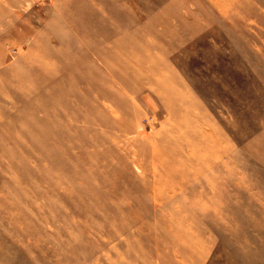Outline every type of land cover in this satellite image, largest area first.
Masks as SVG:
<instances>
[{
  "label": "rangeland",
  "instance_id": "obj_1",
  "mask_svg": "<svg viewBox=\"0 0 264 264\" xmlns=\"http://www.w3.org/2000/svg\"><path fill=\"white\" fill-rule=\"evenodd\" d=\"M0 264H264V0H0Z\"/></svg>",
  "mask_w": 264,
  "mask_h": 264
},
{
  "label": "bare ground",
  "instance_id": "obj_2",
  "mask_svg": "<svg viewBox=\"0 0 264 264\" xmlns=\"http://www.w3.org/2000/svg\"><path fill=\"white\" fill-rule=\"evenodd\" d=\"M148 50V49H147ZM170 74V73H169ZM169 86H170V88H174V85H172V84H168ZM138 90H140V89H138ZM106 96L107 97H111L112 96V93L110 94V93H107L106 94ZM217 156V155H216ZM170 222V221H169ZM170 227V226H169ZM195 239V238H194ZM187 242V241H186ZM191 242V241H190ZM191 245V244H190ZM203 245V244H202ZM206 245V244H205ZM198 249V248H197ZM196 249V250H197ZM204 249V248H203ZM190 250V249H189ZM203 251V250H202ZM205 253V252H204ZM198 254H200V253H198Z\"/></svg>",
  "mask_w": 264,
  "mask_h": 264
}]
</instances>
